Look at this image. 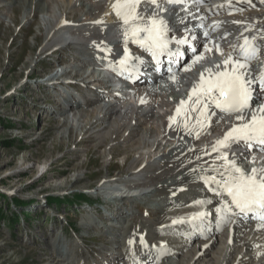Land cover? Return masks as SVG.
<instances>
[{
  "label": "bare ground",
  "instance_id": "bare-ground-1",
  "mask_svg": "<svg viewBox=\"0 0 264 264\" xmlns=\"http://www.w3.org/2000/svg\"><path fill=\"white\" fill-rule=\"evenodd\" d=\"M15 1L23 6L25 12L41 11L47 21V41H53L57 46L75 47L79 50V54L76 55V61L79 63L83 55L100 51L96 45L103 42L112 55L117 52L114 57L119 61V68H129L130 64L126 66L120 64L124 55L122 47L126 44L121 22L111 8L113 0ZM83 1L87 3L85 13L82 12L78 19L71 20L69 14L76 10L80 11ZM225 1L235 0H202L199 13L194 14L199 19L183 24L184 27L195 26L205 38L197 39L200 46L203 45L199 53L203 54L204 58L193 65L191 71H185V67L191 65L194 57L187 58L180 72L174 75L175 81L169 83L171 87L169 90L160 86L157 81L142 82L140 79L138 83H142L130 88L134 96L132 100L107 89L103 90L104 92L97 91L95 86L101 81L95 80L86 87L88 90H95L94 100L74 105L69 102L70 99H66L64 104L61 103L72 113L73 122L77 121L76 117L80 112H85L80 109L84 105L91 108L88 110L91 113H87L89 117H96L92 125L101 121L107 123L105 130H108L109 125L112 124H116L117 129L124 126L123 131L128 127L131 129L128 139L130 136L135 137L140 134L139 139H134L139 152L129 165L128 175L103 179L94 188L96 194L106 199V205L110 208L113 207L110 199L130 201L132 204L126 209L118 206L114 209V211L119 209L118 213L114 212L116 215L114 220L117 223L122 220L128 222L119 227L113 226L114 230L108 231L109 236L112 237L108 240L109 243L118 244L120 249L111 245L110 254L100 249L92 263L108 264L109 261V264H213L214 262V264H226L224 258L232 255V250L236 246H242L244 251L239 249L236 252L235 264H248L259 257V253H252L254 249L257 247L264 249V221H245L234 206L231 212L218 214L216 208L225 200L230 204V199L226 195L222 197L215 195L210 190L215 188V185L209 186L202 179L213 174L211 168L221 165L222 161L216 159L218 154L212 151V147L217 139L223 137L224 132L239 123L235 119L236 114L222 116L213 106L215 114L203 129L195 125L196 113L191 114L193 120L189 121L188 128L184 126L183 115L177 116L175 122L170 121V117L175 116L180 101L188 99L189 91L199 80L200 73L208 68L216 71L217 64L221 65L222 70L223 59L230 52L232 55L236 53L238 48L236 38L240 35L239 32H251L264 37V9L261 13L243 11L237 15L221 14L217 17L205 13L214 4ZM253 1L255 6L264 8V0ZM55 3L58 5L60 3L63 9H57ZM162 7L168 11L160 15L169 21L175 22L181 16V12L170 15L173 10H169L166 4H162ZM174 11L181 9L177 8ZM194 15L188 18H193ZM97 20H102L103 23H94ZM129 45L135 44L129 42L127 46L130 47ZM216 45L223 50V55L215 50ZM233 46L236 51H233ZM206 47L212 50L205 51ZM249 64L251 69L253 64ZM112 68L116 70L114 65ZM63 72L73 76L78 75V72ZM204 74L208 75L207 72ZM141 100L144 102L141 103ZM252 111L254 110H245V114L250 118ZM64 113L62 112L63 115ZM80 119L83 120L82 117ZM197 132H199L198 137ZM128 139L126 142L130 143ZM243 146L241 144L234 148L238 153L237 161L244 162L246 159ZM254 164L264 166V158L255 157ZM113 186L119 188L116 190L112 188ZM123 188L125 190H122ZM110 191L117 193H114V196ZM108 194L110 196L105 197ZM201 212L208 215L198 216L197 214ZM233 212L236 214L233 215ZM87 221L90 223L86 222L85 226H96L94 220ZM173 221L177 222L173 223ZM149 231L151 235L146 237ZM118 233L122 238L116 240ZM221 235L225 238L221 248L223 255L219 263L213 247ZM61 240L57 236L49 240L50 261L46 264H90L89 254L79 255L78 259L73 255V252L82 250L81 245L71 243L70 249L62 250ZM188 249L191 250L189 258L184 259L183 251ZM246 249L252 253L251 256H245Z\"/></svg>",
  "mask_w": 264,
  "mask_h": 264
},
{
  "label": "rangeland",
  "instance_id": "rangeland-1",
  "mask_svg": "<svg viewBox=\"0 0 264 264\" xmlns=\"http://www.w3.org/2000/svg\"><path fill=\"white\" fill-rule=\"evenodd\" d=\"M15 2L0 0V193L8 195L3 197L0 194V264H46L50 261L49 240L55 236L62 239V250L70 249L73 243L81 245L82 250L73 252V255L78 259L79 255L89 254V263L94 264V256L100 249L109 254L111 245L120 249L118 244L109 243L112 237L108 231L114 230L113 226L123 225L124 221L108 222L106 225L112 226L109 228L105 227V223L103 226L95 222L100 217L98 214L82 220L75 219L77 210L85 205L75 206L76 203L68 204L67 201L75 195L84 196L89 191L85 199L97 198V210L103 212L110 208L106 199L96 194L94 188L103 179L128 175L129 165L139 152L134 139H139L140 134L130 136L128 143L126 139L131 133L130 128L126 127L123 131L124 126L117 129V125L112 124L105 130L107 123L101 121L92 125L96 117L90 118L88 110L91 108L84 105L80 109L85 112L77 115V121L68 118V121H62L65 115L61 111L62 104L54 99L55 90L61 87L59 84H48V76L59 71L78 72L77 76L69 75L73 76V80L80 76L78 82H84L82 62L76 61L79 50L72 45L58 47L53 41L48 42L44 14L39 10L25 12L23 6ZM56 5L57 9H63L60 3ZM86 5L83 1L80 11L69 14L70 19L76 20L82 12L84 14ZM55 48L56 51H53ZM74 87L85 88L79 83ZM14 197L31 202L37 198L43 201L58 197L60 202L48 205L34 217L38 207L31 208V202L24 201L17 206ZM73 201L78 200L73 198ZM110 203L114 209L117 206L126 209L132 204L117 199H110ZM117 211L119 209L115 213ZM88 219L96 224L92 226L96 230L90 233L83 230L87 227L86 222L90 223ZM150 235L151 231L146 237ZM116 236V240L122 238L119 233ZM223 236L213 247L219 263L223 255ZM236 247L232 255L224 258L226 264H235L236 252L239 249L244 251V247ZM263 250L261 247L254 249L252 253H259V257L248 264H264ZM190 251H183L184 259L189 258ZM248 252L249 249H246L245 256L252 255Z\"/></svg>",
  "mask_w": 264,
  "mask_h": 264
},
{
  "label": "snow or ice",
  "instance_id": "snow-or-ice-1",
  "mask_svg": "<svg viewBox=\"0 0 264 264\" xmlns=\"http://www.w3.org/2000/svg\"><path fill=\"white\" fill-rule=\"evenodd\" d=\"M193 2L201 3L202 0H193ZM162 4H183L185 5L183 10L188 11L187 0H113L111 4L114 14L121 22L125 44L131 42L150 53L157 64L160 63L159 58L163 55L169 57L180 55L179 51H172L170 44L179 46L189 43L187 37L181 39L170 37V21L160 15L168 11L162 7ZM170 15H175V11L173 10ZM94 23L102 24L103 21L97 20ZM96 46L100 51H110L103 42ZM211 50L205 48V51ZM215 50L223 55L219 45L215 46ZM233 51H236L235 46ZM258 51L257 46L245 37L244 43L239 47L240 58L234 57L230 52L222 61V70L221 65L217 64L216 71L208 68L201 72L199 80L189 91L188 99L180 101L175 116L170 117V121L175 122L177 116L183 115L184 126L188 128L189 121L193 120L191 114L196 113L195 125L203 129L215 114L213 106L221 112L236 114L235 119L239 123L224 132L223 137L217 139L212 147V151L218 154L216 159L222 161L221 165L211 168L213 174L202 179L209 186L215 185V188H210L215 195L221 197L226 195L230 199V204L225 200L216 208L218 214L231 212L234 206L240 213L246 215L259 213L257 218L264 220V166L246 170L239 166L236 159L238 153L234 151V148L241 144L246 148H252L256 144L264 146V105L252 111L250 118L245 114V110L250 108L251 100L249 85L252 81L247 76L249 62L255 58ZM193 52L194 58L191 65L185 67V71H191L192 66L204 58L196 48H193ZM130 61L133 64L136 61L143 63L140 57L133 58L129 49L125 47L120 64L126 66ZM170 79L175 81L176 78L173 75ZM258 83L264 88V71L260 73ZM143 102L141 100V103ZM198 136L199 132H197ZM252 162L255 163V157L252 158ZM197 215L203 217L208 214L201 212Z\"/></svg>",
  "mask_w": 264,
  "mask_h": 264
},
{
  "label": "trees",
  "instance_id": "trees-1",
  "mask_svg": "<svg viewBox=\"0 0 264 264\" xmlns=\"http://www.w3.org/2000/svg\"><path fill=\"white\" fill-rule=\"evenodd\" d=\"M3 197H7L8 195H6V194H3V193H0ZM80 194H79V196H76L75 195V197L76 198H80ZM13 200H15V202L17 203H15V205H17V206H19L21 203H22V201L23 200H21L20 198H18V197H14V199ZM48 201L49 202H60V200H59V198H57V197H51L50 199H48ZM24 203V202H23ZM0 217H2V209H1V207H0Z\"/></svg>",
  "mask_w": 264,
  "mask_h": 264
}]
</instances>
